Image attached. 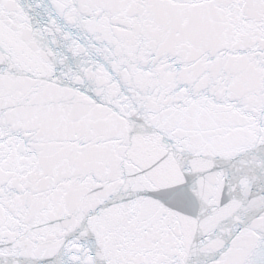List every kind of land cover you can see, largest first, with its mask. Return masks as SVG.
<instances>
[{
  "label": "snow or ice",
  "instance_id": "snow-or-ice-1",
  "mask_svg": "<svg viewBox=\"0 0 264 264\" xmlns=\"http://www.w3.org/2000/svg\"><path fill=\"white\" fill-rule=\"evenodd\" d=\"M0 264H264V0H0Z\"/></svg>",
  "mask_w": 264,
  "mask_h": 264
}]
</instances>
